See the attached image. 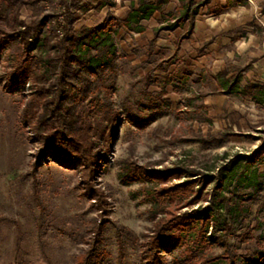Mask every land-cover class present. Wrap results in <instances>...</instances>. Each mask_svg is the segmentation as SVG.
<instances>
[{
  "label": "rangeland",
  "instance_id": "rangeland-1",
  "mask_svg": "<svg viewBox=\"0 0 264 264\" xmlns=\"http://www.w3.org/2000/svg\"><path fill=\"white\" fill-rule=\"evenodd\" d=\"M58 1L41 0L35 6H23L18 12L19 19L29 23L53 14L58 9ZM123 1L126 0H95V5L86 6L81 0L73 4L71 0H63L70 12L79 16V23L92 28L103 23L108 15L119 20L113 9L106 13V8L92 7L102 2L107 7H126L128 4ZM203 1L206 4L198 9L189 38L180 43L178 40L186 26L168 35L157 32L162 15L179 9L180 0H166L162 13H156L148 22L152 28L143 37L128 35L123 30L115 34L117 73L110 99L120 123L95 183L106 197L107 219L119 231L109 223L104 226L92 264H142L144 237L153 223L149 205L141 202L142 185H124L120 181L124 160L156 170L179 166L215 178L218 169L235 155L249 156L264 146V105L258 107L232 95L218 94L211 79L222 68L232 74H236V69L242 70V82L247 77L252 80L256 73L264 76V0H242L241 3L193 0V3ZM82 7L92 11L81 12L78 9ZM77 27L78 24L72 26L75 33ZM148 53L149 63L145 57ZM34 54H38V49ZM233 59L241 66L232 65ZM159 62L163 63L162 68L153 71ZM3 68L4 54H1L0 73ZM177 70L191 73L189 84L181 91L184 97L199 96L190 106L170 85L161 88L163 77ZM148 73H152V80L146 85L143 78ZM145 93L168 101L170 112L154 118L148 127L138 131L124 116L128 112L136 113L139 108L144 110L139 106H146ZM27 95L25 90L8 92L0 86V264H77L92 238L93 220L98 213L82 196L77 171L63 169L49 158L36 161L38 143L29 129L21 127L19 119ZM201 105L203 108L199 109ZM194 110H200L209 120L202 123L200 117L194 118ZM229 129L252 138L233 137L220 146L181 142ZM233 175L231 179L232 176L228 177L232 182L224 186V196L232 192L238 177L243 180L228 205L238 216L226 218L232 225L227 241L239 257L237 264H244L243 258L264 248V157L250 165L240 161ZM184 179L181 177L179 182ZM237 193L242 196H236ZM234 201L244 204L242 213L237 211ZM221 236V231H216L217 243L211 250L214 254L222 250ZM211 237L214 238L210 229L208 238Z\"/></svg>",
  "mask_w": 264,
  "mask_h": 264
},
{
  "label": "trees",
  "instance_id": "trees-1",
  "mask_svg": "<svg viewBox=\"0 0 264 264\" xmlns=\"http://www.w3.org/2000/svg\"><path fill=\"white\" fill-rule=\"evenodd\" d=\"M40 1L0 0V55L4 54L0 86L8 92H28L19 119L21 127L29 129L38 143L36 161L49 158L59 167L79 173L81 194L91 202L90 208L98 214L93 220L92 238L87 243V249L78 257L77 264H92L101 243V232L106 224H111L107 219L109 211L106 197L96 188L95 178L117 137L120 123L119 114L114 111L110 99L118 59L114 37L121 30L142 34L143 23L156 13H162L167 2L136 0L130 3L123 20L108 15L99 27H82L75 33L72 26L79 16L71 13L68 3L63 0L58 1L55 13L37 21L25 23L19 19L21 7L35 6ZM71 2L73 4L76 0ZM180 2L179 9L174 13L162 15L163 21L157 30L173 32L186 26L178 43L189 38L198 9L206 4V1L199 4H194L193 0ZM104 5L102 2L92 9H100ZM89 9L78 10L85 12ZM36 49L38 54H34ZM145 57L149 63V53ZM162 65L159 62V67L153 71L159 70ZM241 71L236 69V74L228 76L229 72L224 69L212 76L215 92L235 96L239 101H251L260 107L264 104V85L260 87L242 82ZM190 77L189 71L177 70L171 75L166 74L161 88L170 85L174 93L179 94L190 106L199 97H184L181 94L189 84ZM151 80L152 73L143 78L146 85ZM146 96L148 99L143 100L146 106H139L144 110L139 108L136 113L128 112L124 116V120L138 131L148 127L154 118L170 112L168 101L158 100L155 95ZM193 112L194 118L200 117L202 123L209 120L200 110ZM233 137L252 138L229 129L206 138L184 139L181 142L220 146ZM262 157L264 146L249 156L235 155L218 169L215 178L197 171H186L179 166L156 170L124 160L121 163L120 181L124 185H142L139 190L141 202L149 205L148 213L153 223L144 237L142 264H237L239 257L227 241L232 225L226 218L238 216L228 205L243 179L237 178L229 196H224L223 190L227 182H232L229 179L233 178L237 163L245 161L250 165ZM229 176L232 177L228 179ZM181 177L185 179L179 182ZM174 180L177 183H171ZM211 183V188L207 190ZM32 187L36 188L35 180L32 181ZM236 196L242 195L237 193ZM233 205L240 213L245 210L241 202L234 201ZM111 225L119 231V227ZM210 229L214 238L209 239ZM216 231L222 233L219 239L222 250L218 254L211 252L217 243ZM259 240L257 238V245ZM243 262L264 264V248L243 258Z\"/></svg>",
  "mask_w": 264,
  "mask_h": 264
},
{
  "label": "crops",
  "instance_id": "crops-1",
  "mask_svg": "<svg viewBox=\"0 0 264 264\" xmlns=\"http://www.w3.org/2000/svg\"><path fill=\"white\" fill-rule=\"evenodd\" d=\"M82 2H84V3H86L87 5L86 6H88V5H91V6H93V5H95L98 1H100V0H97V2H94L95 0H81ZM132 1H134V2H136V0H130V2L129 1H123V3H125V2H127V6L125 7V6H121V7H118V8H116V7H107L106 5H104L102 8L104 9V8H106V13L108 12V11H111V9H113L114 10V15H117L118 14V16H116L119 20H123L125 17H126V14H127V12H128V9H129V6H130V3L132 2ZM151 2H154V0H150ZM82 8H84V7H82ZM115 8L116 9H118L117 11L115 10ZM92 9V8H91ZM91 9H89V10H87V11H85L84 13H89V12H91L92 10ZM119 14L121 15V16H119ZM153 19V18H152ZM152 19H150L149 21H151ZM80 21V20H79ZM79 21H77L75 24H78V30H77V32L82 28V27H86V28H90L91 26H89V25H86V23H79ZM149 21H147V22H144L143 23V27H144V31H143V33L142 34H135V33H127L128 35L130 34V35H135V36H140V37H143L144 35H146V32H147V30H149V28H152V26L150 25V27L147 25L148 24V22ZM74 24V25H75ZM102 24V22H100V23H98L97 25H95L96 27H99L100 25ZM147 25V26H146ZM146 27V28H145ZM92 28V27H91ZM163 33H165L166 35H168V34H171L172 32H163ZM133 39H135V37H133ZM236 43H238V41L236 42ZM233 55H234V51H233V53H232ZM143 57V56H142ZM144 58V57H143ZM231 64L232 65H234V66H241L240 65V62H237V60L236 59H233L232 61H231ZM224 69L222 68L221 70H218L217 72H216V74H218V73H220V72H222ZM187 71H189V70H187ZM215 74V75H216ZM231 75H233L231 72L228 74V76H231ZM261 77H262V79H261ZM247 82H249L250 84H252V85H254V86H262V85H264V76H262V75H259V73H256V75L255 76H253L252 77V80H250V79H248V77H247ZM223 96H225V95H223ZM241 102H248V103H250L251 105H255L253 102H251V101H241ZM262 105H264V104H262Z\"/></svg>",
  "mask_w": 264,
  "mask_h": 264
}]
</instances>
